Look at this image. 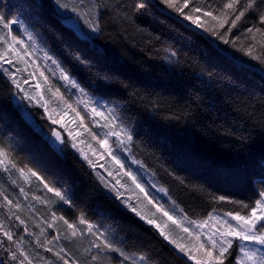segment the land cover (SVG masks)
<instances>
[{"label":"trees","instance_id":"16d2710c","mask_svg":"<svg viewBox=\"0 0 264 264\" xmlns=\"http://www.w3.org/2000/svg\"><path fill=\"white\" fill-rule=\"evenodd\" d=\"M2 1L12 15L23 19L85 95L116 109L112 112L114 126L132 133V156L182 217L204 220L209 213L249 212L243 205H253L264 191V65L239 49L252 42L246 30L260 26V8L246 13L227 33L225 39L230 43L226 44L202 28L197 27L207 38L184 26L179 20L192 23L160 0H93V23L100 30L90 39L63 22L54 0ZM86 1L65 0L79 11L82 6L83 12L89 10ZM141 2L145 8L137 11L135 5ZM224 2L192 0L185 12L199 5L219 15ZM229 27L230 22L219 32ZM260 51L257 47L254 54ZM19 96L0 71V143L10 147V158L18 168L27 165L38 171L65 192L72 204L60 201L36 177L26 182L15 169L5 172L0 168V190L4 192L0 215L9 205L4 197L12 201L7 208L10 220L2 226L13 239L0 231L4 264H20L24 260L20 251L31 264H64V260L68 264H120L123 258L118 253L92 246L96 237L88 233L86 224H79L81 214L127 253L145 256L146 261L139 264H191L125 207L122 197L118 200L104 188L92 167L65 147L63 153L51 149L23 118L21 108L45 132L53 126L32 103L24 99L20 104ZM31 187L41 192L39 205L30 210L29 198L27 204L19 197H30ZM221 196L225 199L220 200ZM61 216L83 230V235L78 231L71 236ZM37 219L46 240L37 236ZM20 220L24 221L20 229L13 230L12 224ZM89 248L91 252H86ZM11 252H16L17 260L11 259ZM96 252L100 259L91 261L90 255Z\"/></svg>","mask_w":264,"mask_h":264},{"label":"snow or ice","instance_id":"6c2138e0","mask_svg":"<svg viewBox=\"0 0 264 264\" xmlns=\"http://www.w3.org/2000/svg\"><path fill=\"white\" fill-rule=\"evenodd\" d=\"M160 2L166 5L169 9L179 13L185 20L190 21L193 25L198 28H202L205 32H210L211 35L216 36L217 38L223 40L224 43H230L229 40L225 39V36L228 32H231L232 28L238 26V22L245 17L246 13L253 11L257 8H260L259 11V23L260 26H253L247 28V34L250 36L251 43L247 45L246 48H240V51H243L245 55L251 57L253 60H258L262 65H264V0H226L223 3L222 8L219 9V15H214L213 11H208L205 8L200 7L199 5L191 7L189 12H185V9L189 8V5L192 3V0H160ZM54 3L58 6L59 9H69V4L65 0H54ZM145 8L144 3H137L135 9L139 11L140 9ZM71 12L76 14V17L80 19L84 18L85 13L79 11L77 7H72ZM200 13L201 15H196ZM63 22L71 29L77 31L80 35L84 36V33L80 27L79 19L72 16H67L61 14ZM202 17L209 18V20H202ZM231 18L230 17H233ZM215 22V23H211ZM230 22L231 27H229L223 34L219 32V29L224 28L225 24ZM84 23L88 25L93 32H98L99 24L93 23L91 20H84ZM206 24L208 26H206ZM13 25H19V28L23 30L25 36H27L29 44L25 45V41L20 39L19 36L13 34ZM6 30V31H5ZM259 36V39H258ZM8 37H11L9 40ZM84 38L90 39V37L85 36ZM0 43L6 45V48H0V69L11 81V84L15 86L21 92H24V96L21 99H27L29 104L32 100L35 99L37 104L44 108L47 119L51 122L52 125H60L61 128L67 130L66 122H63L62 119L56 118L53 115L52 111L48 108L47 101L41 102L44 100L43 95L39 91L42 88L41 84H37V93L36 96L30 95L25 89L21 87V81L16 78V73L10 71L9 68L4 67L5 64L12 65L13 59L17 62H25L23 56L21 55V49L17 45H22L23 53L25 55L29 54V48L33 51H41L44 53V59L51 61L53 65L59 70V79L65 81L68 84H71L73 88H79L78 84L66 69L61 67L59 62L50 55L44 48L40 47L36 35L33 32L29 31L28 28L18 19L11 18L9 19L3 12H0ZM233 46L235 42L233 41ZM260 48V54H254L256 48ZM175 55V53H173ZM17 72L20 70L17 69ZM44 74L41 73V76ZM27 83V81H24ZM44 83L48 84L47 77H44ZM49 92L52 91L51 86L47 89ZM80 92H83V89H79ZM60 89L56 88L53 95H59ZM63 99L62 96H60ZM71 107V105H69ZM102 107V106H101ZM75 111V109H72ZM91 111L93 114L98 116H103L104 113L99 111L97 107H92ZM22 116L27 120L35 131L46 141V143L57 153H63L61 145L68 143L65 137L60 131L56 128H50L48 132L44 131L43 126L39 125L33 118L32 114L25 109L21 108ZM79 116V113H77ZM115 119V118H114ZM81 123H83L81 119ZM120 130H110L109 135L115 136L117 138V143H131L133 140L132 133L129 129L119 126ZM69 136H72V133L69 131ZM124 137L122 140L121 137ZM96 138L95 136L93 137ZM74 139V138H73ZM105 151H108L111 154V146L108 144L107 139L98 140ZM73 148L77 149L81 157L88 162L91 166L92 161L84 153V151L77 147L75 143L71 145ZM12 156L10 147H5L0 143V168L5 172H8L10 169H15L21 175L27 174L32 177H36L49 192L54 193L60 201H63L65 204H72L71 199L61 191L59 188L55 187L48 181L44 176H42L38 171L34 170L31 167H17L16 162L11 159ZM117 164H120L123 168V164L117 157H113ZM139 163L138 161H134ZM99 178L101 185L108 189L110 192L115 194V198L121 200L122 193L119 188L115 185L109 186V183L105 181L103 176H100L99 173L96 174ZM135 184L136 188L140 190L141 193H145V198L148 199L147 193L145 192L144 186L138 182L137 177L131 172V170L125 173ZM119 183V181L117 182ZM123 186V185H122ZM23 191V189H21ZM0 196H4V192L0 190ZM259 199H256L254 204L249 206L244 204L245 209H250L249 212L245 215H241L239 211L233 213L228 212L225 215L231 217L232 221L228 219H223L220 217L213 216L209 213L207 219L204 220H191L187 216L179 218L173 214V212L166 208L163 204H157L152 199H148V203L152 204L155 207V212L151 215L145 214L137 207H134L127 200H121V202L127 207L132 213H134L141 221H144L147 225L153 227L159 234V236L171 245L179 254H183L189 260H194L195 264H225L226 261H229V264H233L229 257L233 255L232 250L234 245L239 249V255L234 264H264V191L259 193ZM9 205L12 204V201L8 200L7 197H4ZM220 200H224L225 197H219ZM19 207V205H15ZM158 214V215H157ZM55 215V213H53ZM16 219H20L18 216ZM64 221V224L67 225L68 229L71 230V236L75 237L77 232L80 231V234L83 235V230L78 229V226L74 223H70L64 217H60ZM184 221L188 222V226L184 225ZM210 222H212L210 224ZM20 223L23 224L24 221L20 220ZM79 224H86L87 231L90 235L96 237V240L92 241L91 244L96 249L100 251H108L110 253H118L123 259L120 261V264H124L125 261H131V264H139V262L146 261V257L140 255L136 257L135 254H129L124 251L123 248L117 246L114 243L109 235L104 231H101L99 227H96L92 223L88 222L83 214L79 217ZM195 226L196 229L201 231H195L192 226ZM51 227V225H49ZM208 227V232L204 233L202 230ZM179 230V231H177ZM0 231H3V226L0 224ZM43 231V230H42ZM180 233H186L187 236L180 235ZM5 237L8 240L13 239V235L9 231H3ZM206 237V238H205ZM53 239H56L54 237ZM96 241H99L97 243ZM253 245L254 247H249ZM258 246V247H256ZM19 250V249H18ZM47 251L51 252L52 249L48 248ZM63 251V249H61ZM86 252H91V248L86 249ZM20 255L24 256V260L20 261V264H24L25 260L28 261V264H31V260L28 256L25 255L23 251H20ZM56 255L60 259H64L60 256V253L57 252ZM11 259L17 260L18 256L16 252H11ZM100 259L99 254L91 255V261H97ZM64 264H68L67 260H64Z\"/></svg>","mask_w":264,"mask_h":264},{"label":"rangeland","instance_id":"374dc122","mask_svg":"<svg viewBox=\"0 0 264 264\" xmlns=\"http://www.w3.org/2000/svg\"><path fill=\"white\" fill-rule=\"evenodd\" d=\"M86 6L89 9L87 12H83L82 6L80 7L81 12L85 13L83 19L76 17V14L70 11L72 7H69L68 10L59 9L58 12L79 19L80 27L84 33V37L85 36L89 37L96 35V32H93L91 28H89L88 25L84 23V20H91L93 22V16L95 10L93 0H87ZM55 7L56 9H58V6L56 4ZM0 12H3L9 19L18 18L28 28L29 31L33 32L24 23L23 19L20 16L12 15L9 12L7 5H4V2L2 0H0ZM13 30H14L13 34L19 36L20 39H23L25 41V45L30 43L27 39V36L24 35L23 30L19 28V25H13ZM75 32L79 36L83 37L77 31ZM33 34L36 35L34 32ZM8 39L10 40L11 37H8ZM39 45L40 47L44 48L42 44L39 43ZM6 47H7L6 45L0 43V48H6ZM17 47L21 49V55L23 56V59L24 61H26V63L17 62L14 58L12 65L5 64L4 67L9 68L10 71L16 73V78L21 81V87L25 89L32 96H36V93L38 91L36 85L38 83L42 85V88L39 91L43 95L44 100L41 102L47 101L48 108L50 111H52L53 115L56 116V118L62 119L63 122H66L67 130L61 128L60 125H52L51 122L46 117L44 108L40 107L35 99H33L31 103L45 115L49 123L58 131H60L62 135L65 137L66 141H68V143L61 145V148L65 147L72 154H74L76 157L80 158L83 162H85L88 166H90L88 162L84 160L83 157H81L77 149L71 146L72 143H75L77 147L82 149L84 153L92 161V165L90 167H92L96 173H99L100 176H103L105 178V181L109 183V186L115 185L117 188H119L120 192L122 193L123 200H127L130 204H132L134 207H137L145 214L151 215V213L155 212L156 210L152 204L148 203V199H152L157 204H163L166 208L170 209L173 212V214L176 215L177 217L183 218L179 208L171 201V199L167 196L165 191L162 190L160 187H158L153 177H151L144 170V168L140 165V163L134 162L137 160L132 156V153L129 149L130 143H124L118 145L117 138L115 136L109 135L110 130L119 131L116 128V126H114L115 122L112 119L113 118L112 112H115L116 109L111 105L104 104L99 98L91 97L88 94L85 95L83 92H80L79 90L80 87L73 88L71 84H68L63 80H60L59 70L56 68L55 65L51 63V61L44 59L43 52L33 51L31 48H29V54L25 55L23 53L24 46L17 45ZM17 69H19L20 71L17 72L16 71ZM0 71L5 77H7L3 73L2 69H0ZM41 73H43L44 75L41 76ZM44 77H47L48 84L44 83ZM24 81H27V83H24ZM49 86H51L52 88L51 92L47 90ZM56 88L60 89L59 95H53ZM19 93L20 96L17 101L21 104V102L24 100L21 99V97L24 96V92L19 91ZM60 96H62L63 99H61ZM25 100L28 101L27 99ZM69 105H71V107H69ZM92 107H97L99 111L104 113V115L98 116L93 114L91 111ZM72 109H75V111H73ZM77 113H79V116H77ZM81 119L83 123H81ZM69 131L72 133V136H69ZM94 136L96 137L95 139L93 138ZM104 139H107L108 144L111 146V154H109L108 151H105V148L97 142L98 140H104ZM121 139L123 140L124 137L122 136ZM113 157H117L121 161V163L123 164V168H121L120 164H117L115 162ZM129 170H131V172L137 177L138 182L144 186L148 199L145 198V193H141L140 190L136 188L135 184L132 183V180L127 175H125V173ZM18 175L23 180H27L26 182L32 180L31 176H29L26 172L24 175H21L20 173ZM118 181L119 183H117ZM35 189L34 187H31L30 197L27 196V199H25V197L22 194H20L19 197L20 200H23L27 204L29 198L30 206H28V208L30 210L31 208L35 209V207L39 205L37 204V202L40 197L39 192H41V189L39 187H37L36 190ZM31 191H32V198H31ZM5 204H8L7 201L5 202ZM7 208L5 209V212L4 209H2L4 215L3 216L0 215V220H1L0 224L2 225H5L6 221L10 220L8 218L9 210ZM48 211L50 214H52L51 210ZM213 216L220 217L223 219H228L230 222L236 223L235 221L231 220V217H228L225 214H213ZM39 219L35 221V225L39 228V232H37V236L39 237V239L43 238L46 240L47 237H45V233H42L43 227L41 228L40 227L41 224H38ZM211 223L212 222H210V224ZM19 225L22 226L21 223L12 224V226H14L13 230L20 229L18 228ZM184 225L188 226V222L184 221ZM192 227L195 231H201L200 229H196L194 225ZM208 230H209L208 227H205L202 231L204 233H207ZM28 233L32 238L33 234L31 230L28 231ZM180 235L187 236L186 233H180ZM249 247H254V246L249 245ZM230 251H232L233 255L229 257V260H231L234 264L235 259L241 254L239 253V249L235 245L233 249ZM94 254H97V252L92 253V255ZM180 255L186 258L191 264H195L194 260H189L183 254ZM225 264H229V261H226Z\"/></svg>","mask_w":264,"mask_h":264},{"label":"water","instance_id":"95a60500","mask_svg":"<svg viewBox=\"0 0 264 264\" xmlns=\"http://www.w3.org/2000/svg\"><path fill=\"white\" fill-rule=\"evenodd\" d=\"M163 12H165L167 15L173 17V16H172L170 13H168L167 11L163 10ZM179 21H180V23H182V24H183L184 26H186L187 28H189V29H191V30L197 32L199 35H201V36L207 38V36H206V34H205L204 32L198 30V29H197L195 26H193L192 24H188V23H186V22H184V21H181V20H179ZM212 44H213V43H212ZM213 45H214V44H213ZM214 46H215V45H214ZM216 48H217V47H216ZM0 264H3V263L1 262V260H0Z\"/></svg>","mask_w":264,"mask_h":264},{"label":"bare ground","instance_id":"6f19581e","mask_svg":"<svg viewBox=\"0 0 264 264\" xmlns=\"http://www.w3.org/2000/svg\"><path fill=\"white\" fill-rule=\"evenodd\" d=\"M193 26H195V25H193ZM197 28V27H196ZM198 29V28H197ZM199 30V29H198ZM2 262V261H1ZM3 263V262H2ZM4 264V263H3Z\"/></svg>","mask_w":264,"mask_h":264}]
</instances>
